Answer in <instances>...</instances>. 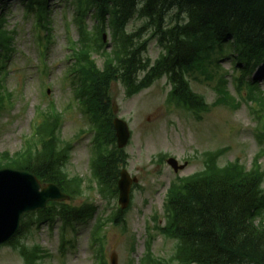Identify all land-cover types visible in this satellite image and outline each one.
<instances>
[{
	"label": "trees",
	"instance_id": "16d2710c",
	"mask_svg": "<svg viewBox=\"0 0 264 264\" xmlns=\"http://www.w3.org/2000/svg\"><path fill=\"white\" fill-rule=\"evenodd\" d=\"M25 2L26 15L32 14L40 30L45 31L50 20L48 0ZM73 4L79 39L72 51L70 70L73 89L94 126L93 172L88 181L96 183L102 196H116L119 170L127 160L126 152L115 146L111 124L108 91L113 82L121 83L130 97L165 76L171 85L166 103L197 120L203 119L211 107L225 106L235 111L244 103L260 124L256 138L264 141V92L250 79L254 68L264 62V0H74ZM90 13L97 22L92 32L84 24ZM135 18L143 20L142 24L128 31L129 22ZM4 23L1 16L0 58L11 49L15 35V31L3 27ZM106 26L110 31L109 49L101 36ZM152 38L165 50L153 62L144 56ZM94 53H100L103 59L101 68L92 59ZM225 59L231 72L221 65ZM228 77L236 91L233 96L226 86ZM191 82L210 85L214 101L208 103L192 89ZM3 98L0 95V107ZM58 116L44 115L23 156L13 160L0 154V168L29 169L41 181L57 182L71 195H80L83 178L75 175L68 179L61 170L70 146L58 139ZM224 152L225 148L202 152V168L177 179L168 190L167 221L157 229L165 237L178 240L176 264H264V168L257 158L249 170L238 159L221 163ZM59 213L65 227L88 216L90 210L88 206L62 204ZM118 213L122 211L99 218L94 237L107 222L120 224ZM29 219L37 223L53 221L54 214H45L44 210ZM30 222H23L21 234ZM19 248L23 264H46L39 246L28 249L21 244ZM169 260L155 257L148 240L139 264H171ZM101 264H106L103 259Z\"/></svg>",
	"mask_w": 264,
	"mask_h": 264
},
{
	"label": "rangeland",
	"instance_id": "374dc122",
	"mask_svg": "<svg viewBox=\"0 0 264 264\" xmlns=\"http://www.w3.org/2000/svg\"><path fill=\"white\" fill-rule=\"evenodd\" d=\"M70 1L49 0L51 40L43 51L35 41L32 18L29 20L23 18L21 0H7L6 26L16 28L17 35L15 49L7 60V73L4 76V85L12 92V105L0 113V152L13 153L22 147L21 136L29 135V125L36 106L44 110L49 100L56 103L58 110H64L60 132L63 139L73 138L79 130H89L85 115L74 103H68L72 98V84L66 72L72 61L68 58L70 51L67 39L69 36L74 40L77 38L74 24H70L69 32L65 27L73 14ZM87 20L89 24L92 23L90 14ZM141 23V20L135 19L130 22L127 29L134 30ZM106 34L108 35V32ZM160 51V46L151 41L146 55L154 60ZM95 58L100 65V57L96 54ZM42 63L47 69L45 73L40 72ZM223 65L225 69L229 68L227 61H224ZM252 77L259 81L264 90V65L257 68ZM191 86L196 92L204 95L208 103L214 100V91L207 84L193 82ZM169 87L162 78L149 89L130 98L125 96L120 83L111 85L109 95L111 103L117 106L116 115L126 119L131 129V139L125 148L129 155L126 169L138 178V182L137 187L132 189V204L125 215L128 232L124 233L120 227L115 226H108L104 230L106 238L103 257L107 264H110L112 252L117 254V264H129L130 258L132 264L139 263L144 251L146 226L151 224L149 216L153 211L162 212L168 181L174 175H188L202 165V152L193 151L196 149L193 143L198 144V149L202 151L216 146H226L221 162L238 158L247 168H250L260 146L254 138L255 121L246 104L235 112L225 106L211 107L198 123L190 115L167 105L165 99ZM189 128H192L191 132ZM89 143L88 132L75 140L67 166L69 173L88 174ZM160 152L177 157L180 163L188 160L187 167L175 174L165 159L158 161ZM260 162L264 168V156L260 158ZM93 198L98 207L104 208V201L98 195H93ZM83 201L84 198H80L74 203L80 204ZM92 223L93 220L89 219L87 222L78 223L75 230L67 232V238L71 239L74 247L70 248L68 245L64 254L59 251V222L50 230L46 225L32 229L26 239L29 245L38 243L50 251L51 257L46 259L48 264H94L96 251L95 249L91 251L89 241ZM132 240L134 250L131 254ZM173 250V241L155 234L153 239L155 255L168 257ZM15 252L11 247L1 246L0 264H20ZM96 261L98 262V259Z\"/></svg>",
	"mask_w": 264,
	"mask_h": 264
},
{
	"label": "water",
	"instance_id": "95a60500",
	"mask_svg": "<svg viewBox=\"0 0 264 264\" xmlns=\"http://www.w3.org/2000/svg\"><path fill=\"white\" fill-rule=\"evenodd\" d=\"M115 136L119 147L124 146L129 138L126 123L118 118L113 120ZM173 166L175 163L170 162ZM132 180L125 171L118 182L119 200L125 206L128 202L129 188ZM50 189L38 192V184L32 175L10 170H0V244L9 240L19 227L20 216L44 205L48 199H61L60 194ZM63 196V195H62ZM66 196H63L65 198ZM115 264V256L112 257Z\"/></svg>",
	"mask_w": 264,
	"mask_h": 264
}]
</instances>
